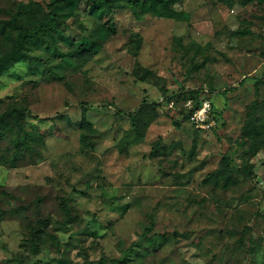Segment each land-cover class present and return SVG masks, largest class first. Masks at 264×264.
Listing matches in <instances>:
<instances>
[{"label": "rangeland", "instance_id": "obj_1", "mask_svg": "<svg viewBox=\"0 0 264 264\" xmlns=\"http://www.w3.org/2000/svg\"><path fill=\"white\" fill-rule=\"evenodd\" d=\"M32 1L48 0L0 9ZM173 10L59 9L64 40L0 76V118L31 112L21 133L0 119V264H264V0ZM98 26L115 32L80 55ZM192 91L216 104L209 129L180 113ZM144 102L158 117L138 137L126 114ZM224 154L257 178L227 183Z\"/></svg>", "mask_w": 264, "mask_h": 264}, {"label": "trees", "instance_id": "obj_2", "mask_svg": "<svg viewBox=\"0 0 264 264\" xmlns=\"http://www.w3.org/2000/svg\"><path fill=\"white\" fill-rule=\"evenodd\" d=\"M80 1L89 3L91 13L100 19L103 17V12L117 8L120 5H125L130 8L137 18H141L142 14L148 13L159 17H178L177 12L173 10V6L177 0H48L43 3L32 1L27 4L13 2L10 6L0 9V76L12 69L17 63L31 57L29 54V44L33 43L36 45L37 43L49 44L62 42L64 40L63 27L65 26V22L62 21V17L58 11L59 9L60 11L63 9L73 11ZM102 29H105V27L98 26L93 29L90 34L91 41L88 43L87 48H81V51L78 52L80 55L88 53L86 55L90 56L100 51L103 41L114 31L113 29L112 31L106 29L110 31V35L105 30L102 35H99ZM138 53L139 50L137 49L135 54L138 55ZM198 93L199 91H192V93L186 95L180 110L184 120L187 119L190 121L189 115L186 113L184 107L187 99L192 98L196 103H199L201 99H206L201 98ZM226 93L227 92H223L220 93V95ZM212 105L214 114L217 107L215 103H212ZM147 107L149 106L144 102L140 108L126 114L132 123L131 132L138 137L143 135V130L158 117L156 108L153 105L150 106L152 112L147 110ZM145 110L150 114L147 119L144 118ZM119 113L123 114L121 110H119ZM27 114L31 115V112L26 108L14 107L7 109L6 113H4L0 119L2 122L7 119V127L14 125L16 133H21L26 131L24 121ZM175 125L179 126L178 123ZM251 125H253V123ZM246 129H249L248 132L246 130V134L247 137L251 138V146L253 148L256 146L257 137L260 136V134L255 130H251L248 125ZM157 148L158 142L154 149ZM222 171L224 174H227V183L229 180H235L236 175H244L254 180L257 178L249 164L239 167L234 166L230 156L227 154L222 156ZM65 213L69 219L73 218L70 209L67 208ZM149 232H151V228H145L143 238L147 241L154 240L155 238H166L169 235L167 233H155L151 236H147ZM172 236L176 238L178 233L174 232ZM102 262L104 264H110L106 258H104ZM35 264L38 263L36 262Z\"/></svg>", "mask_w": 264, "mask_h": 264}, {"label": "built area", "instance_id": "obj_3", "mask_svg": "<svg viewBox=\"0 0 264 264\" xmlns=\"http://www.w3.org/2000/svg\"><path fill=\"white\" fill-rule=\"evenodd\" d=\"M191 123L199 129H209L214 125L213 105L209 99H201L199 103L192 98L184 104Z\"/></svg>", "mask_w": 264, "mask_h": 264}]
</instances>
